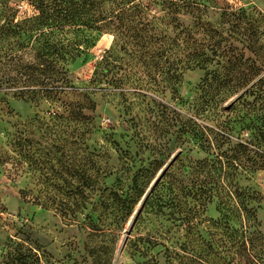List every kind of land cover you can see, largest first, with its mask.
<instances>
[{
  "label": "rangeland",
  "instance_id": "rangeland-1",
  "mask_svg": "<svg viewBox=\"0 0 264 264\" xmlns=\"http://www.w3.org/2000/svg\"><path fill=\"white\" fill-rule=\"evenodd\" d=\"M141 2L166 38L162 57L105 33L67 65L74 89L57 100H22L0 82V264H264V85L216 105L192 64L194 49L220 42L218 54L260 65L246 48L264 47V0H203L193 16ZM103 58L111 73L91 83ZM233 190L257 194L256 226L221 218Z\"/></svg>",
  "mask_w": 264,
  "mask_h": 264
},
{
  "label": "trees",
  "instance_id": "trees-1",
  "mask_svg": "<svg viewBox=\"0 0 264 264\" xmlns=\"http://www.w3.org/2000/svg\"><path fill=\"white\" fill-rule=\"evenodd\" d=\"M19 1L30 5L34 13L18 19L17 9L9 6L10 0H0L4 18L0 24V82L13 89L12 95L22 100H57L66 88L74 89L70 85L67 65L87 54L105 33L112 34L115 41L121 42V49L125 52L133 47H140L159 58L168 49H163L166 38H159L155 34L157 27L148 20L147 7L141 0ZM153 1L160 6L161 11L167 9L176 15L183 12L193 16L194 9L199 12L201 7L205 8L203 0ZM152 18L158 19L155 16ZM200 28L209 38L211 33H217L215 29L202 23ZM252 41L253 46L249 45L246 49L253 54L261 53L264 59V47L254 46L258 38L255 37ZM220 47V42H216L203 47L204 49H194L192 62L195 67L204 71L201 92L208 98L211 97L216 105L247 87L249 91L256 85H264V61L260 65L256 61L246 65V62L240 61L244 58L243 54L239 55V59L238 54H229L231 51L226 49L218 54L219 49H222ZM219 55L224 58L226 65L217 62L220 64L219 69L208 70L207 65L212 64L213 57ZM107 61L103 58L97 63L91 83H98L103 76L111 73ZM255 79L257 80L253 82ZM83 108L93 111L95 104L90 100ZM205 142L210 146L208 137L202 140L201 146ZM262 167L264 166L259 165V168ZM214 193L209 194V197H219L217 192ZM225 196L226 202L219 198L217 206L221 218H226L227 221L243 220L245 224L256 226L255 210L248 206L250 201L258 198L256 193L246 191L240 194L233 190L226 191ZM224 206L230 207L227 213H224ZM9 264H37V258L18 254Z\"/></svg>",
  "mask_w": 264,
  "mask_h": 264
}]
</instances>
